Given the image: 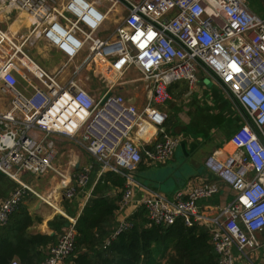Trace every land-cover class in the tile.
<instances>
[{
    "label": "built area",
    "instance_id": "2783aa9c",
    "mask_svg": "<svg viewBox=\"0 0 264 264\" xmlns=\"http://www.w3.org/2000/svg\"><path fill=\"white\" fill-rule=\"evenodd\" d=\"M110 2L104 11L92 0H0L6 17L24 16L28 31L17 39L0 26V92L11 99L9 109L0 113V172L17 184L0 203V231L29 192L43 200L25 175L40 178L52 173L66 188L67 199L88 186L91 166L72 174L75 163L68 169L57 165V137L80 143L99 165L100 175L115 172L126 178L118 203V211L124 210L138 186L133 177L137 167L143 162L166 164L181 144V138L165 128L162 108L170 99L169 87L184 82L193 92L202 73L241 118L229 140L233 151L205 161L208 177L215 180L190 181L173 200L151 192L142 206L150 227H169L178 220L189 228L206 227L219 264H236L235 250L251 261L249 251L261 247L257 234L264 231V19L251 10L248 0ZM118 4L124 14L119 24L110 36L99 38L97 33ZM40 41L69 62L83 52L86 56L70 78L59 80L62 69L50 74L27 53ZM90 65L106 80L114 76L111 87L130 70L138 71L147 88V105L140 110L113 92L102 105L109 92L96 98L79 78ZM20 79L27 82L24 90ZM144 121L155 127L160 139L142 150L135 129ZM222 186L231 188L233 199L224 207L202 210L200 201L216 196ZM63 215L70 224L48 248L42 264H62L75 251L78 217ZM131 228V222L123 220L105 247ZM7 264L21 262L13 259Z\"/></svg>",
    "mask_w": 264,
    "mask_h": 264
},
{
    "label": "crops",
    "instance_id": "0c3cea01",
    "mask_svg": "<svg viewBox=\"0 0 264 264\" xmlns=\"http://www.w3.org/2000/svg\"><path fill=\"white\" fill-rule=\"evenodd\" d=\"M92 1H97L101 5L100 0H92ZM248 3H249L251 10L255 14H257L258 16L264 19V0H248ZM101 8H102V5H101ZM20 17L21 16H19V18ZM109 20H110V17L106 21V23ZM106 23L104 24L103 28L97 33V36L99 38L103 39V37H100L99 34L104 31V27ZM21 25L22 24H17L18 27L16 26L18 28V32H20V36L22 34H26L24 31L26 29L25 24L23 26ZM13 26L14 24H10L8 28H4V29L9 30V32H12L11 34H13V31L11 30ZM104 38H107V37H104ZM39 43H42L46 48H49L48 46H50L48 43L44 41L38 42L36 46ZM49 49L55 51L56 56L58 58L61 57L63 58V60H66L63 62V65L55 66L47 71L50 74H55V73H58V71L62 69L59 75L60 77H63L62 80H66L70 78L74 73L75 67L79 66L86 56V52H83L73 61L69 62L67 58L59 50L53 48L52 46H50ZM131 71L132 70H130L129 72ZM82 77L84 79L86 78V80H89L90 78H101L103 80H106L104 77L101 76L99 71H97L95 65H90L87 68H84L79 75L80 80ZM108 78L112 80V78L114 79V76L112 77L109 76ZM110 80H106L107 81L106 83L108 85L106 87V91L103 92V94L106 92L117 93L114 91V88L117 84H115L114 87H111ZM204 80L205 78L203 74L201 73L199 85L197 86V88L194 89L193 92L189 90V87L184 82L173 84L169 87L170 99L163 106L162 109L167 115V120L165 124V128L167 132L176 136V134L174 133L172 129L178 128L181 132H184L185 134L181 136L179 135V137L181 138V144L178 148L179 152L177 149L172 159L169 160L166 164L155 166V165H149L146 162H143L137 167V169L133 172V177L138 184L137 187H134L133 200L124 210L120 212L119 211L116 212L115 221L127 220L129 217L137 213L140 207H142L143 199L146 198L151 192L161 193L165 197L173 200L175 194L187 188L190 181L198 183L200 182V178H208L209 180H215V177L212 175L208 177L207 169L205 168V161L207 160L208 157H210L213 154H216L221 157H225L228 154H231V152L233 151L232 146L229 144L230 136L228 134L227 129L225 128L224 121L229 118L227 114L228 109L229 108L234 109V107L232 106L231 102L224 96L222 91L213 83V85L215 86L217 90L216 96H220V98H222L223 101L227 102L229 104V108L224 109V103L221 102L222 99H220L221 101L218 103L214 99H206L205 97L206 103H208L210 109L208 110L204 109L202 107L203 105L200 104V99H199L201 98L202 94L205 95L206 93L205 91L206 85L204 84L206 80L205 81ZM133 81L134 82L139 81V83L142 82L140 81V79L138 81L135 79H131L129 83H134ZM199 87L203 88V90L202 89L199 90V98L198 99L191 98L194 96V92ZM142 89H143L142 92H144L145 99H146L145 104L142 107L139 106L140 102H138V98H132V97L125 96L126 98L136 103L137 107L140 110L143 109L148 103L147 88L145 87L144 83H143ZM103 94L100 96V98L103 96ZM117 94H120V93H117ZM181 97H183L182 99H186V98L189 99V97L191 98L189 101L188 100L184 101L186 105L190 108V112H189L190 114H189L188 121L184 119L182 115L181 105L176 103V99L181 98ZM192 99L194 101H192ZM200 110L205 111L206 113H203ZM203 115H211V117L214 118V122L211 125V128L209 129V132H208V137L194 135V133H192L189 128L190 124L193 121H196L197 119L199 120L201 117H203ZM181 120L185 123V126L181 125L180 123ZM231 120L233 121V119ZM237 121L238 123H240L239 122L241 121L240 116H238ZM238 125L236 124V126L233 127L230 134H233L236 131V129L239 127ZM154 134H155V127L151 123L144 121L142 122L140 129H138V127L135 129L136 143L140 146L142 150L146 148H151L154 141L156 139H160L159 136L156 137ZM63 139H68V138L57 137L56 143H58V140L62 141ZM68 140H71V139H68ZM58 154L59 155H58L57 165L60 166L61 169H68L71 167L70 166L71 164L75 163L74 173H79L80 170L83 169L84 167L91 166L92 169L90 171V180H89L88 186H86L84 189H80L79 194L74 199H67L65 198L64 195H62L63 193L65 194L66 192V188L64 186H60L57 192L58 199H55V198H52L53 196L52 193H49L48 195V192H50L55 187H57L54 185V179H56L57 177L56 176L54 177V175L51 173L48 176L37 178V179L46 180L47 185L39 186L38 184H34L33 186L31 185V187L46 201H43L42 199L35 196L33 193L29 192L21 204L27 207L31 214H33L34 216H39L42 219V223L44 222V226H42V228H39L40 231L38 232L33 231V228L35 229L36 224L31 228V232L33 234L41 233L43 235H49L47 233L52 232L54 235V231L50 229L48 224L50 221H52L55 218V216L59 215V214L53 215L54 212L52 211V209L58 211L61 214L62 211L59 208V206H62L61 202L68 201L71 203L74 200L75 202L78 201L76 203L75 210H71L65 207V209L67 208L66 210L69 214L74 215L73 217L75 216L78 217L81 214L87 202L89 201L90 197L92 196L94 187L96 186L100 177L104 174L103 173L102 175H100L101 171H100L99 165L96 163L95 159L92 156H90L88 153L87 154L94 160L88 161L87 159H84V158L82 160L78 154H75L74 156H72V155H66V154L64 155L61 153L60 155L59 150H58ZM62 157L66 158V164L64 165H62L61 163ZM198 164L204 167L203 171L200 173L198 172ZM50 176H52L53 178H50ZM51 180H53V182ZM50 182L52 186H48V183ZM16 187H17V184L15 182H13L5 174L0 172V203L3 200H5L8 196H10V194L13 192V190ZM120 191H121L120 189H113L110 192V195L114 197L118 193H120ZM233 196H234V192L231 190V188L227 186H222L220 188V192L216 196L211 198V200H213L212 203L207 204L206 206L201 207V208L203 210V209H208L209 207H212V208L222 207L228 204L233 199ZM49 199H53L52 201L54 202L58 201L60 205H57V204L52 205L51 203L48 202ZM32 200L36 202H33ZM47 207L52 208V209H49L50 211H46ZM257 237L261 243V247L255 251L253 250L249 251L248 258L251 261H249L246 257H243L237 250H235L234 253H235L236 264H264V231L258 233ZM49 247L50 246L46 248L47 253H48L47 250ZM15 259L19 260L17 257H15ZM62 264H71L70 258L67 259Z\"/></svg>",
    "mask_w": 264,
    "mask_h": 264
},
{
    "label": "trees",
    "instance_id": "16d2710c",
    "mask_svg": "<svg viewBox=\"0 0 264 264\" xmlns=\"http://www.w3.org/2000/svg\"><path fill=\"white\" fill-rule=\"evenodd\" d=\"M213 122L211 115H203L189 128L194 135L208 137ZM224 123L231 138L235 124L230 118ZM126 182L125 177L115 172L100 177L78 216L71 264H219L206 227L195 225L189 228L182 220L169 227H150L143 206L128 218L132 228L105 247V240L114 232L115 215ZM113 189L121 191L112 197L110 192ZM40 223L39 216L31 214L27 207L19 206L0 231V264H7L15 257L21 264H42L48 257L46 248L57 243L62 229L70 223L67 218L57 215L48 224L54 235L33 234L31 228Z\"/></svg>",
    "mask_w": 264,
    "mask_h": 264
},
{
    "label": "rangeland",
    "instance_id": "374dc122",
    "mask_svg": "<svg viewBox=\"0 0 264 264\" xmlns=\"http://www.w3.org/2000/svg\"><path fill=\"white\" fill-rule=\"evenodd\" d=\"M101 5H102V10L106 11L109 7H110V0H100ZM122 10V6L118 4V6L116 7V13H112L110 15V20L106 23L105 27H104V31L102 33L99 34L100 37H103V39H105L104 37H108L110 36L116 27V24H119L120 20H121V16L124 15L123 12H121ZM24 16L22 15V17L19 18L18 14H14L11 17H6L5 16V11L3 10V6L0 3V26L2 28H8L10 24H14V26L11 28V30L13 31V34L16 35L17 39L20 38V32H18V26L17 24H22L21 26H23L25 23V20L23 18ZM18 20V21H17ZM16 21V22H15ZM17 23V24H16ZM5 24V25H4ZM17 26V27H16ZM24 30V29H23ZM9 31V30H8ZM25 33H27V29L24 30ZM22 31V32H24ZM12 33V32H9ZM50 48V46H48ZM49 48H46L42 43H39L36 47L34 48H30L29 51H27L28 55H30V57L38 64L40 65L42 68H44L46 71H48L49 69L55 67V66H60L63 65V62L66 60H63V58L61 57H57L56 56V52L53 50H50ZM54 48V47H53ZM71 67V66H70ZM66 75V74H65ZM140 73L136 70H132L131 72L127 73L125 76L121 77L119 82H117V85L114 88V91L117 93L122 94L123 96H127V97H132V98H138V102H140L139 106L142 107L145 104V94L144 92H142V88H143V82L139 83V79H140ZM63 77H58L59 80H62ZM199 78H201V74L199 75ZM113 79V78H112ZM131 79H135L138 82H134V83H129ZM81 82L83 84V86L88 89L90 91V93L95 96L96 98H99L103 92L106 91V87H107V81L103 80L101 78H90L89 80H86V78L84 79L83 77L81 78ZM105 81V83H104ZM206 85V93L205 95L202 94L201 98H199V90L203 88L199 87L195 92H194V96L191 97L193 99H200V104L203 105L202 107L206 110L210 109L208 103H206V99H214L216 102H220L222 98H220V96H216V88L213 85V82L208 79L205 81L204 83ZM27 82H25L23 79H20V88L22 90H24V88H26ZM186 89V88H185ZM206 97V99H205ZM218 97V98H217ZM178 98L176 99V103L181 105V112L182 115L184 117V119H186L188 121L189 119V112H190V108L186 105V103L184 101H189L191 98L189 97V99H182ZM192 99V101H194ZM10 97L7 95H4L0 92V113L6 111L9 109L10 107ZM222 103H224V109H228L229 108V104L225 101H221ZM202 108V109H203ZM201 111V110H200ZM203 113H206L205 111H201ZM227 114L229 116L230 119H233V121L235 122V126L236 124L240 125V123H238V116L239 113L235 110V109H228ZM240 122V121H239ZM181 125L185 126V123L181 120ZM177 125V124H176ZM238 125V126H239ZM234 126V127H235ZM185 129V128H184ZM174 131V133L176 134V136H181L184 134V132H181L178 128L176 129H172ZM176 131V132H175ZM185 135V134H184ZM80 141V140H79ZM57 148L60 151V155L62 154H66V155H72L74 156L75 154H78L80 156V158L83 160L87 159L88 161H92L94 160L93 158H91L83 149V147L80 145V143H78L75 140H68V139H63L62 141L58 140L57 143ZM179 152V149H178ZM61 163L62 165L66 164V158L62 157L61 158ZM203 166L198 164V172H202L203 171ZM70 171L72 172V174L74 173V168H71ZM55 177V176H54ZM93 177V175H92ZM50 178H53L52 176H50ZM28 184L30 185H34V184H38L39 186H46V180L44 179H37L35 176H32L30 174L24 176L23 178ZM50 180V179H49ZM53 182V180H51ZM60 185H59V184ZM54 185L57 186L55 187L53 190H51L49 193H52V198L58 199V189L60 188V186H62L61 184V180L60 178H56L54 179ZM48 186H52L51 182L48 183ZM62 195H65L64 193ZM53 199H49L48 202L51 203L52 205L57 204L60 205L58 203V201L54 202L52 201ZM33 202H36L34 200H32ZM213 200L211 199H204L202 201H200V206L204 207L207 204L212 203ZM78 201L75 202V200L73 202H61L62 206H59V208L61 209V215L58 211L53 210L52 208L47 207L46 211H50L49 209H52V211L54 212L53 215L59 214L60 216H64L63 213L65 215L69 216V213L67 212V208L71 209V210H75L76 208V203ZM226 206V205H224ZM222 206V207H224ZM52 207V206H51ZM65 207H67L65 209ZM64 208V210H63ZM74 212V211H73ZM74 214V213H73ZM42 217V216H41ZM43 218V217H42ZM122 220L120 221H115V227L113 230L117 229L119 227V225L121 224ZM42 226H44V222L42 224H36L35 229L33 228L34 232H38L40 231L39 228H42Z\"/></svg>",
    "mask_w": 264,
    "mask_h": 264
},
{
    "label": "water",
    "instance_id": "95a60500",
    "mask_svg": "<svg viewBox=\"0 0 264 264\" xmlns=\"http://www.w3.org/2000/svg\"><path fill=\"white\" fill-rule=\"evenodd\" d=\"M112 96V92H109L108 94H107V96L105 97V99L103 100V102H102V105L110 98ZM61 215V214H60ZM63 217H65V216H63ZM47 234H49V235H53V233L51 232V233H47Z\"/></svg>",
    "mask_w": 264,
    "mask_h": 264
},
{
    "label": "bare ground",
    "instance_id": "6f19581e",
    "mask_svg": "<svg viewBox=\"0 0 264 264\" xmlns=\"http://www.w3.org/2000/svg\"><path fill=\"white\" fill-rule=\"evenodd\" d=\"M24 63H26L27 66H28L31 70H33V71L36 70V66L33 65V64H31V63H29L27 60H25ZM43 200H44V199H43Z\"/></svg>",
    "mask_w": 264,
    "mask_h": 264
}]
</instances>
